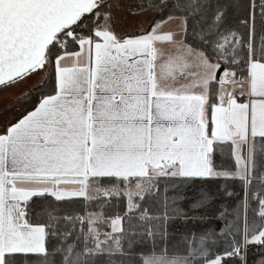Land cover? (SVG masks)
Masks as SVG:
<instances>
[{"label":"snow or ice","instance_id":"6c2138e0","mask_svg":"<svg viewBox=\"0 0 264 264\" xmlns=\"http://www.w3.org/2000/svg\"><path fill=\"white\" fill-rule=\"evenodd\" d=\"M0 264H264V0H0Z\"/></svg>","mask_w":264,"mask_h":264},{"label":"rangeland","instance_id":"374dc122","mask_svg":"<svg viewBox=\"0 0 264 264\" xmlns=\"http://www.w3.org/2000/svg\"><path fill=\"white\" fill-rule=\"evenodd\" d=\"M2 104H3V101H2V100H0V107H2Z\"/></svg>","mask_w":264,"mask_h":264}]
</instances>
